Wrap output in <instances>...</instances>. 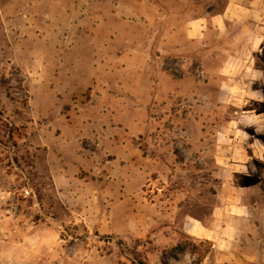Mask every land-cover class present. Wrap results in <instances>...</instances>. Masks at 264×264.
Here are the masks:
<instances>
[{"label": "rangeland", "instance_id": "374dc122", "mask_svg": "<svg viewBox=\"0 0 264 264\" xmlns=\"http://www.w3.org/2000/svg\"><path fill=\"white\" fill-rule=\"evenodd\" d=\"M155 3L0 0V264H214L182 223L237 200L264 233V0Z\"/></svg>", "mask_w": 264, "mask_h": 264}, {"label": "crops", "instance_id": "0c3cea01", "mask_svg": "<svg viewBox=\"0 0 264 264\" xmlns=\"http://www.w3.org/2000/svg\"><path fill=\"white\" fill-rule=\"evenodd\" d=\"M86 14L87 17L93 16L92 12ZM211 19L215 21L217 18L213 16ZM206 24L208 21L204 16L186 21L185 36L201 38ZM226 210L223 206L214 207L208 223L202 218L188 216L182 223L183 230L193 237L213 242L214 264H264V233L255 221L254 205L237 200L232 212L225 213Z\"/></svg>", "mask_w": 264, "mask_h": 264}, {"label": "trees", "instance_id": "16d2710c", "mask_svg": "<svg viewBox=\"0 0 264 264\" xmlns=\"http://www.w3.org/2000/svg\"><path fill=\"white\" fill-rule=\"evenodd\" d=\"M180 247V246H179Z\"/></svg>", "mask_w": 264, "mask_h": 264}]
</instances>
